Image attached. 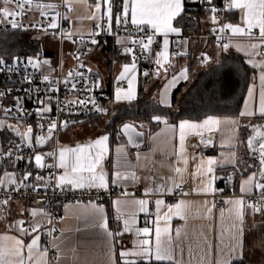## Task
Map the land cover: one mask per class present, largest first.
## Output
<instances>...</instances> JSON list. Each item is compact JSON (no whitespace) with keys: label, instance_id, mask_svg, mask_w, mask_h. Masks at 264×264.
Returning a JSON list of instances; mask_svg holds the SVG:
<instances>
[{"label":"crops","instance_id":"obj_1","mask_svg":"<svg viewBox=\"0 0 264 264\" xmlns=\"http://www.w3.org/2000/svg\"><path fill=\"white\" fill-rule=\"evenodd\" d=\"M66 3L68 7L67 21L74 32L78 34H88L91 32L95 23L103 22L88 18L89 15L94 13V5L97 3V0H71V3L66 0ZM187 3L188 0L185 3V7ZM104 12H106V5L102 4V12L97 15H101ZM202 15L199 33H185L183 30L182 34L179 36L175 34L169 35V53L172 57L170 63L172 65L170 68L171 70L175 68L178 69L182 64H185L186 68L189 70V52L192 38L199 39L201 43L199 51L194 56L195 60L198 62L195 71L205 69L208 64L219 58L223 53L222 46H217L212 38H208L204 35L216 26L213 25L211 20V12L205 10ZM231 19L233 24L243 26L239 10L231 11ZM104 21H106V16ZM187 34H191L192 36H188ZM185 40L187 43H184ZM115 41L117 42V39H115ZM177 41L180 42L178 50L180 52H187L186 56L173 55L172 51L174 48H177ZM117 43L120 46L119 51H106L110 53L112 58L106 59L104 73L96 71L104 82L103 86L106 87L108 83L112 82V92L108 99L109 108L110 103L114 99L115 84L122 71V67L124 63H131V57L124 54V46L129 47L130 42L124 40ZM226 43L230 44L229 50H235L244 56L246 63L255 70V74L252 81L249 83L238 114L212 115L220 119L221 124L211 132L204 131V140L210 138L211 143L205 144L201 141V137L194 133L187 135L185 140V149L188 159L187 166L183 163H178V160L181 159L177 155L179 152L178 129L174 130L171 127L172 125H178L179 121L182 119L173 121L166 116H162V119L166 118L168 120V124L160 123V126L155 130L150 129V127L146 128L145 124L143 127L140 126L138 122H133L146 132V141L143 145L139 146L129 145L120 132V126L116 132H112L109 130V124L102 126L94 133H84V128L81 127L79 131H71L69 133H65L66 131H64L60 135L58 140L59 148L61 146L75 147L78 144H86L101 135L108 134L110 136L108 142L109 150L105 154L104 171L108 174L109 188H122L130 192L137 185L143 187L144 194L147 195L146 197H119L110 200L106 204L98 203L104 208V216L107 218L109 230L114 233H122L121 235L115 240H110L105 230L99 227V223H101L102 220L98 213L92 211L85 213L83 208L78 206V203H65L60 206L59 217L56 221L59 235L53 242L54 246L58 247L61 253L59 257L55 259L50 258L48 251L46 255L41 257L40 254L43 253L45 249L43 231L48 224V219L45 217L46 209L32 205L27 200H13L5 205L3 212H0V216L3 214V220L0 221V237L15 236L17 238H23L27 245L31 242L32 237L38 234L40 237L39 248L34 250L33 259L29 261L28 264H113V260L118 258L120 251L133 249L134 243L141 238L136 236V230L138 228H143L144 226L153 227L151 221L155 219L156 199L164 200L165 205L175 204L183 199L190 202L192 208L187 220L174 217L171 221V236L176 249L177 259L182 261V264H217L220 258V250L222 248L226 249L227 246L233 242L231 240L232 220L227 211L229 206L225 204L218 206L216 204L215 196L221 193L219 191L215 195L197 191L199 181L194 179L192 174L195 172L196 163H198L200 158L204 160L209 158L217 160L220 162L216 166L217 176H219L220 171L227 169L229 171L228 176L231 175V179L235 184V195L229 196L226 199L240 197L241 182L253 171L257 172V176H259L260 169L258 155L253 158L246 142L250 137L256 135L254 126H258L259 130L264 132V119L260 117L258 111L261 90V69L260 67H252V63H256L257 65L264 63V41L249 38L246 35H231ZM252 44H260L261 47L253 49L251 47ZM237 46H239V50ZM97 47L101 50L99 46ZM155 52L158 51H151L149 54L150 57L148 62L151 66L149 67L147 65V76L144 75L145 72H141L138 68L136 69L139 71L137 100L140 95L142 96L143 94L159 103L158 92L161 87V80L159 76L153 73L156 67ZM202 53L209 57L207 63L201 62L199 55ZM103 59H105L104 55ZM172 73L173 70L170 74ZM188 77L187 81H179L172 90V105L173 92L181 83H187L190 80L191 76L189 71ZM249 87L253 88V96L250 100L248 97ZM184 93L185 91L183 90L179 97H183ZM137 100L131 103L124 102L119 108L126 104H135ZM246 100L248 101L249 109L255 113L252 116L240 115V112L244 110ZM189 120L202 122V120ZM229 121H235V123L232 124L229 123ZM121 148L123 152L118 153L117 149ZM233 152H235V157L232 155ZM137 156H139V159H137ZM233 159L237 161L235 169L232 164L226 163V161ZM47 160L48 159L45 157L44 162ZM51 160L52 158H50V161ZM0 164L2 165L0 166V181H3V184L6 185H8L11 180L17 182L21 181L26 172H32L33 177L36 174L41 175L45 179L48 177L46 171L36 167L34 159L31 163L27 162V165H31V168H27L25 163H20L16 166L6 159ZM249 165H253V167L249 168ZM176 167L185 169L182 173L183 179H181V174L174 172V168ZM116 171H120L122 176L127 177V180H120L116 183H112V181L116 179ZM133 173L135 174V179L132 178ZM25 183L32 184L33 180L30 178L28 181H25ZM176 184H190L192 186V193L186 194L175 200L172 196L177 192V189L171 195L159 194V191L166 192L168 188H175ZM214 187L218 189L223 188L219 184V179L214 183ZM149 189L153 190L151 194L148 193ZM258 196L259 193L254 191L253 196H245V199L252 200L258 198ZM140 199L149 201L147 214L140 213L138 207L132 203V201ZM117 200L120 201L119 204L116 203ZM205 201L208 202V207H211L213 202L216 205L210 216L206 212L204 206ZM88 203L89 202H83L80 204L86 205ZM150 205H152L151 208ZM221 208L225 209L223 220H221L220 217ZM34 210L37 212V215L41 216L40 222L37 224L39 226L38 233L23 235L19 221H21L23 217L30 215ZM162 210L166 211V207L162 208ZM132 213H136V215L134 223L131 226V231L124 232L123 221L124 219H131ZM117 217H119V219H117ZM93 224L95 226H92ZM177 228L181 230L180 236H176L175 230ZM244 231L246 245L244 260L246 264H264V249H260L255 244V238L264 235V216H261L259 213L253 215L250 210H248L244 218ZM124 236L130 238L127 244L121 242V238ZM209 244L211 245L210 248L208 247ZM110 245L111 251L109 250ZM189 245H191V255L189 254ZM181 248H183L182 256L180 254ZM23 255L27 258V248L24 249ZM110 256L112 257L111 259ZM234 264H238V262L234 261Z\"/></svg>","mask_w":264,"mask_h":264},{"label":"snow or ice","instance_id":"obj_2","mask_svg":"<svg viewBox=\"0 0 264 264\" xmlns=\"http://www.w3.org/2000/svg\"><path fill=\"white\" fill-rule=\"evenodd\" d=\"M71 3V0H68ZM187 0H97V3L94 5L95 11L89 15V19L94 21H104L106 16V23L97 22L95 23L94 30L90 34V40L88 43L91 45L98 46L100 41L95 37L99 36L101 33H106L108 35H115L114 25L117 27H124L127 25L133 26L135 33L142 34L138 40H133L131 46L124 49V54L131 57V63H125L122 67V71L117 78V82H126L125 87H117L114 93V100L117 102H133L137 100V54L135 48L139 46L140 53H148L153 51V45H159L158 37H163L162 48L160 51L155 52V64L157 65L156 75H160L159 69L164 68L165 75L168 74V69L172 67L169 63V35L175 34L177 36L182 34L183 31V22L186 18V9L185 3ZM196 3H203L208 5L207 11L211 12V20L213 25L219 23L218 13L221 11L218 9L214 0H193ZM0 4H14L15 9L10 10L8 7H0V20L6 21L7 26L0 28V72L8 71L11 72L13 69L21 63V58L17 55H14L7 47V41L9 39L8 31L9 29L13 32L19 30H29L30 28L43 27L38 25H23L17 19L18 17H23L24 15V6L32 5L33 0H0ZM102 4L106 5V12L101 15ZM38 8L50 7V5L36 4ZM225 9L229 12L233 10H239L241 14V21L243 26L239 24H233L231 22L223 23L219 28L213 27L212 31L225 33L230 32L232 35L248 36L249 38L257 39L264 41V0H226ZM191 19V17H188ZM48 28L56 29L57 24L51 22L48 25ZM254 29H258V36L253 33ZM47 31V29H45ZM131 35L132 32L130 31ZM69 40H73V33L64 34ZM223 37L218 39V44H221ZM81 43H85L81 40ZM184 43H187L185 40ZM180 42L177 41V51L173 55L186 56L187 52H180L179 49ZM253 49H258L261 47L260 44H252ZM230 48L229 43H222V51L227 52ZM239 50V46H237ZM91 49H87L90 51ZM85 53L78 52L76 59L79 60L80 55ZM11 57V63H9L8 58ZM201 62L207 63L209 57L206 54H201ZM252 63L251 61H249ZM218 64V70L225 72L228 69L225 64L220 61H216ZM27 66L32 67L33 69L39 70L42 65H48L49 61H41L39 57H27L25 60ZM165 65H168V68H165ZM83 68V64L79 66ZM252 67H260V81H261V90L259 95V115L264 119V63L257 65L252 63ZM91 72L90 69H88ZM188 68H183L179 71L178 74H173L171 81L165 86L161 93V99L159 103L164 106L171 108L172 104L167 99L168 89L174 87L175 84L183 79L188 80ZM145 76L148 75L147 72L144 73ZM89 82L84 78L83 73L79 75L77 79L73 73L70 71L68 77L64 79L63 84L66 90H76L78 83L81 84L83 90L88 93L86 99H80L78 101H72L74 105L87 106L88 103L93 105L94 110L97 114L107 111L103 109L100 105L97 104L96 100L90 95L94 89H99L102 87V82L98 78ZM25 81L31 84V79L26 75L24 77ZM44 82L48 84V91L45 93L47 96V102L43 98H37V104L40 107L37 108L36 115L41 119H44L46 113L52 112V99L53 97L48 94V92H58L59 88H52V83H59V81H50L48 76H44ZM70 85V89H69ZM13 89H3L0 90V98L5 97L8 94H11ZM31 92L32 89L29 87L27 90ZM39 93V88L36 89ZM253 96V88L249 87L248 97L249 100ZM63 110V109H61ZM17 111L21 113L20 115L12 117V112ZM0 112H2L5 118L12 117L13 119H24L27 115V112L24 111L23 105L19 98H16L13 104L10 107L0 106ZM255 113L249 109L248 101H245L244 110L240 112L241 116H252ZM153 122L159 124L164 123L168 124L166 118L162 119L161 115H153ZM229 123L234 124L235 121H229ZM69 124V121H63L59 124V127L66 128ZM221 124V120L215 116L208 115L202 122H194L189 119H182L179 121L178 125H172L171 127L176 130L178 129V141H179V152L177 155L181 158L178 160V163H183L185 166L188 164V159L185 149V140L187 135L196 134L201 137V141L205 144L211 143V139L204 140L203 133L204 131L211 132L213 129L217 128ZM41 129L45 128L43 123L38 125ZM8 128L15 132L21 139L22 142L26 144L27 147H33V129L28 127L26 131H20L18 128H15L12 125H4L0 123V130ZM58 128V123L56 120H51L47 124V138L50 139L53 135V132ZM256 135L250 137L247 140V147L252 154L253 158L256 157L258 153L259 159V176L257 172L253 171L247 175V177L241 182L240 192L241 196L238 198H229L225 199L223 203L228 207L227 211L230 219L232 220V234L231 244L227 248H222L220 250V258L217 261V264H234V261H237L238 264H246L244 260L245 256V231H244V218L246 212H250L255 215L259 213L261 216H264V132L259 130L258 126H254ZM133 131V126L125 123L121 129V133L128 137L129 143H138V141H133L132 136L129 134ZM139 136L140 133H137ZM110 136L104 134L98 138L86 143L78 144L75 147L61 146L57 152L54 150L49 153L35 154L33 159L37 168H57L62 170L59 174L49 173L47 179L42 177L39 174H36L33 177L32 172H26L23 176V179L19 182L15 180L9 181V188L15 185V191H20L21 188L29 187V184L25 183L30 178L33 180L31 184L33 191H39L41 188H44L45 191L49 189H58L61 192L64 190L75 191V190H86L89 193H92L93 190L98 192H106L109 188V179L108 174L104 171V162L106 160V153L108 152V142ZM46 140L44 135L39 136L36 139V144H42ZM12 142H9V149L7 152L0 150V156L4 159L11 161L15 156L17 160L22 159L23 147L22 145H17V152L14 153L11 149ZM258 145V147H257ZM118 153H122L123 149H117ZM235 157V152L232 153ZM51 157L54 161L53 164H46L45 157ZM139 159V156H137ZM31 163V160H29ZM220 162L214 159L204 160L200 158L198 163L195 166V172L192 174L194 179L199 181L197 191L215 195L218 191L222 192V189L214 187V183L217 179L220 180H231V175L229 176H217L216 166ZM226 163L232 164L235 166L237 161L235 159L226 161ZM126 167V165H125ZM253 165H249V168ZM185 171L184 168L176 167L174 172L181 174V179H183L182 173ZM7 175V173H6ZM116 179L112 183H116L120 180H127V177L122 176L120 171L115 172ZM133 179H135V174L133 173ZM39 182V183H37ZM175 182V181H173ZM3 185V181H0V186ZM181 185L176 184L175 188H168L166 192L159 191L160 195L173 194L176 189ZM163 187V186H162ZM255 192L259 193L258 198L247 200L245 196H253ZM152 189L148 190V193L151 194ZM125 195H129L127 192ZM186 195V193H185ZM8 199L0 201V205H7ZM117 204L120 203L119 200L116 201ZM132 203L138 207L140 213H148V204L149 201L146 199L134 200ZM208 202H204L206 212L211 215L213 209L216 207L215 203L211 204V207L207 206ZM78 206L82 207L84 212L89 211L98 213L101 217L102 222L99 223V227L107 233V237L110 240H115L122 233H114L108 228L107 218L104 216V208L102 205H99L93 200H90L88 204L81 205L78 202ZM155 219L151 221L153 227L144 226L143 228H138L136 230V236L141 237L138 239L134 245L133 249H126L119 252L118 258L113 260V264H182V261L177 259L176 249L173 244L171 232V221L174 217H179L181 220H187L189 214L191 213L192 205L186 200H179L175 204L165 205L164 200L156 199L155 200ZM166 207V211H163L162 208ZM33 216L37 215V212L34 210L31 213ZM136 213L131 214V219H124L123 221V231H131V226L134 223ZM225 209H220L221 220L224 219ZM119 219V217H117ZM24 221H19L20 229L23 235H29L31 233H38L39 226L34 225L30 228L23 227ZM92 226H95L94 224ZM54 231V229L50 230ZM176 236H180L181 230L177 228L175 230ZM39 235H34L31 239V242L27 245L23 238H17L15 236H3L0 237V264H28L29 261L33 259L34 250L39 248ZM255 244L260 248L264 249V235H261L258 238H255ZM210 248L211 245L209 244ZM27 248L28 255L27 258L23 255L24 249ZM111 251V245L109 246ZM47 254V248L41 253V257ZM180 254H183V248L180 249ZM189 254L191 255V245H189ZM112 257L110 256V259Z\"/></svg>","mask_w":264,"mask_h":264},{"label":"built area","instance_id":"obj_3","mask_svg":"<svg viewBox=\"0 0 264 264\" xmlns=\"http://www.w3.org/2000/svg\"><path fill=\"white\" fill-rule=\"evenodd\" d=\"M226 0H214L215 6L220 9L221 11L218 13V20L219 23L216 24V28H219L223 23L232 22L231 19V12L225 9ZM36 4L41 3H33L32 5H25L24 6V15L23 17H18L17 19L23 25H38L43 27H36L30 28L27 31H42L47 34V39L49 42H57L59 44V49L62 52V55L58 57L56 55L51 58L49 65H53L52 70H48L46 68H40L39 70L33 69L30 66L25 64V61L21 62L17 65L13 71L8 72H0V90L3 89H13L11 94L6 95L3 98H0V106L5 108L10 107L16 98H19L23 109L27 112V115L24 119H13L12 117L20 115L21 113L17 111L12 112V117L5 118L4 122L5 125H12L15 128H18L20 131H26L28 127H32L33 129V147L29 148L26 146L24 142L21 141L20 137L13 132L12 130L8 129L14 136L7 142L6 148L3 149L4 152L8 151L9 149V142L11 141V149L14 153L17 152V145H22L23 151L20 153L22 155V159L17 160L14 156L11 160L12 164L16 166L20 163H27L29 160H33L35 154H45L52 151H56L58 154V140L60 135L62 134V127H59V124L63 121H78L81 119H85L86 121L103 115V112L97 114L94 110L93 105L88 103L87 106H80L74 105L72 101H78L80 99H86L88 93H86L81 84L78 83V87L76 90H66L63 84L65 78L68 77V73L71 71L73 75L78 79L79 75L83 73L84 78L91 82L97 78L96 74H98L90 65L85 64L84 62H80L77 66H69L68 64H64L63 61V52L66 50L71 51L73 56L76 58L78 52H83L85 54L80 55L81 58L89 56L91 53L92 48L95 45H91L88 43L90 40V34L94 30V26L92 30L88 34H78L73 31L71 26L67 21V3L66 0H61L60 3H53L50 4V7L38 8ZM0 7H8L10 10L15 9L14 4H7L3 5L0 4ZM208 5L203 3H196L193 0H188V3L185 7L186 9V16L195 14V13H204L207 11ZM51 22H55L57 24L56 29L48 28V25ZM106 23V21H103ZM7 22L0 20V28L6 27ZM47 29V31H45ZM20 31V30H19ZM132 32L130 35L129 32ZM8 32H13L9 29ZM73 33V42L69 40L64 34L65 33ZM258 29H254L253 33L258 36ZM114 33L115 35H108L106 33H101L99 36L95 37L100 42H107L111 39L123 38L128 39L130 42V46L133 40H138L139 37L142 35L140 33H135L133 26L130 24L124 27H117L114 26ZM188 36H192L191 34H187ZM208 38H212L215 41L217 46H222V43H226L228 38L231 37L230 32L220 33V32H207L204 34ZM223 37V41L221 44H218V39ZM159 41V45H153V51H159L162 48V37L157 38ZM83 40L85 43H81ZM87 49H91L87 51ZM177 48H174L172 53L176 52ZM59 52V51H58ZM135 52L137 54V68L141 72L147 71V63L150 57V52L141 54L139 46L135 48ZM203 54V53H202ZM201 54L199 55V58ZM11 63V62H9ZM83 64V68L79 66ZM91 70V72L88 71ZM28 76L31 79V84L25 81L24 77ZM48 76L50 81H59V83H52V88H59L58 92L52 93L48 92L49 95L53 97L52 99V112L46 113L44 119H41L36 115L37 108L40 105L37 104V98H43L45 102H47V96L45 93L48 91V84L44 82V76ZM98 78L101 81V78L98 74ZM125 87V82H116L115 88L117 87ZM31 87L32 91L28 92L27 90ZM39 88V93H37L36 89ZM70 89V85H69ZM90 95L96 100L97 104L100 105L103 109L102 105V97L104 93L102 92V88L94 89ZM63 109V110H61ZM105 114V113H104ZM51 120H56L58 123V128L56 131L53 132L52 137L50 138L49 142L44 146L41 147L40 144H36V139L44 135L47 137V124ZM43 123L45 125L44 129H41L38 125ZM258 155V154H256ZM51 157H47L48 159L45 163L46 164H53V159L50 161ZM43 171H46L47 175L49 173L59 174L60 170L57 168H43ZM48 178V177H47ZM234 181L231 180H224L222 192L215 196L216 204L221 206L223 201L229 197L234 196ZM127 192L129 195H125L124 193ZM186 194L192 193V186L190 184H182L175 194H173L172 198L178 199ZM129 196H140L146 197L147 195L144 194L143 187L140 185L135 186L130 192L126 191L122 188H108L106 192H98L93 190L92 193H89L86 190H75L69 191L64 190L61 192L58 189H49L47 191L44 188H41L39 191H33L31 184L27 188H21L20 191H15V185L9 188V184H3L0 186V201L4 199H8V202L13 200H27L32 205L43 207L46 209L45 217L48 219V224L43 231V242L45 248L49 253L50 258L55 259L60 255V249L55 247L53 242L56 237L59 235V231L56 227V221L59 217V210L60 206L65 203H83L89 202L90 200L95 201L96 203L106 204L110 200L119 197H129ZM5 205H0V212H2ZM152 205H150V208ZM40 215L33 216L32 214L27 215L22 218L21 221H24L23 227L30 228L31 226L37 225L40 222ZM146 222V221H145ZM54 229V231H50ZM130 241V238L124 236L121 238V242L123 244H127Z\"/></svg>","mask_w":264,"mask_h":264},{"label":"trees","instance_id":"obj_4","mask_svg":"<svg viewBox=\"0 0 264 264\" xmlns=\"http://www.w3.org/2000/svg\"><path fill=\"white\" fill-rule=\"evenodd\" d=\"M60 1L61 0H33V3L50 5L53 3H60ZM202 14L203 13H195L186 16L185 21L183 22V30L185 33H199L200 21L203 17ZM188 17H191V19H188ZM26 34L32 35L36 38L32 37L30 41L26 43L23 40V36ZM36 34L39 35V37H37ZM8 36L9 39L6 47L14 55L19 56L21 58V62L31 56H39L41 59L43 57L54 56V52L52 50H43L42 47H40V41L42 44H46L48 41L47 34L45 32L20 30L8 32ZM98 46L103 52H117L120 48L115 39H111L107 42H100ZM190 46V62L188 65L191 78L187 83H181L174 90L172 107H164L142 94L135 104H126L119 108V111L112 118L111 123H109L110 131L116 132L118 127L125 122H139L141 120L149 123L150 129L155 130L160 126V123L157 124L153 122V115H163L168 119L177 121L184 118L202 120L204 117L213 114L235 115L239 113L249 83L254 77L255 70L246 63L242 54L230 49L227 52H223L219 58L208 64L205 69L195 71L198 66V62L195 60L194 56L199 51L201 43L199 39L192 38ZM8 61L11 62V57L8 58ZM216 61L222 62L228 69L231 70H225V72L218 70L219 66ZM147 65L149 67L151 66L149 62ZM101 82L102 92L104 93V96L102 97V105L104 109H108L109 113L110 108L108 99L110 98L112 92V82L108 83L106 87L103 86L104 82L102 80ZM183 90L185 93L183 97L180 98L179 95ZM148 107L152 108L151 110L154 109V111L148 112ZM104 113L105 112H103V114ZM0 118L4 119V114L2 112H0ZM0 137L4 147L6 148V141L10 138V136L3 130H0ZM26 165L27 163H25V166ZM0 166L2 165L0 164ZM27 168H31V165H27ZM228 174L229 171L227 169L219 172V176H228ZM219 184L223 187L224 180L219 179Z\"/></svg>","mask_w":264,"mask_h":264},{"label":"rangeland","instance_id":"obj_5","mask_svg":"<svg viewBox=\"0 0 264 264\" xmlns=\"http://www.w3.org/2000/svg\"><path fill=\"white\" fill-rule=\"evenodd\" d=\"M76 33V32H75ZM37 37H39V35L36 34ZM36 38L32 35H24L23 36V40L24 42L28 43L30 41L31 38ZM129 41L128 39H119L117 38V42L119 41ZM42 47L43 50H52L54 52V55L56 57V55L59 57L60 54L62 55V52L61 50L59 49V44L57 42H49L47 41L46 44L43 43L40 41L39 43ZM35 45V44H33ZM36 46V45H35ZM34 47V46H33ZM127 48V46H124V49ZM59 51V52H58ZM103 55L105 57V59H103ZM33 57V56H31ZM35 57H39V56H35ZM112 58L110 53L108 52H103L101 50L98 49V47L95 45L92 50H91V53L89 54V56H86V57H83V58H79V60H77L73 54L71 53V51L69 50H66L63 52V61H64V64H68L69 66H77L79 65V63L82 61L84 62L85 64H88L90 65L95 71L97 72H103L104 73V67L106 66V59H110ZM39 59L41 60V58L39 57ZM172 61V57L169 53V63H171ZM125 64V63H124ZM185 64H182L178 69H172L173 70V73L170 74L172 72V70L169 68L168 69V74L165 75L164 73V68H161L159 69L160 71V80H161V87L159 89V92H158V99L160 101L161 99V93H162V90L165 88V86L171 81L172 79V75L173 74H178L180 70H182L183 68H185ZM41 68H46L48 70H52L53 69V65H42ZM165 68H168V65H165ZM156 71H157V65L155 67V69L153 70V73L156 75ZM136 75H137V85H138V81H139V71L136 70ZM171 75V76H170ZM183 79H180L179 81H181ZM178 81V82H179ZM177 82V83H178ZM176 83V84H177ZM175 84V86H176ZM174 86V87H175ZM174 87H170L168 89V96H167V99L171 102V95H172V90L174 89ZM115 93V92H114ZM124 103V102H117L113 99V101L110 103V112L107 113V114H103L101 116H98V117H94V118H91L87 121H84V122H81V123H75L73 125H71L65 133H69V132H76V131H79L82 128L84 133H94L96 132L97 130H99V128H101L102 126H106L107 124L111 123L112 121V118L116 115V112H118L119 110V107L121 106V104ZM152 108L148 107V112H153V110H151ZM163 116V115H161ZM5 120L0 118V123L4 124L5 125ZM140 126H143L144 127V124L147 127H149V123H147L146 121L144 120H141L138 122ZM3 131L5 133H7L10 138H8V140L6 141V144L7 142L14 136L11 132H9V130L7 128H4ZM5 149L4 147V144L2 143L1 141V137H0V150H3ZM3 214H1L0 216V221L3 220Z\"/></svg>","mask_w":264,"mask_h":264},{"label":"water","instance_id":"obj_6","mask_svg":"<svg viewBox=\"0 0 264 264\" xmlns=\"http://www.w3.org/2000/svg\"><path fill=\"white\" fill-rule=\"evenodd\" d=\"M43 60H47V61H49V63H50L51 58H50V57H43V58L41 59V61H43ZM106 113H108V110L105 111V114H106ZM84 121H86V120H85V119H81V120H78V121H71V122H69V124H68V126H67L66 128L62 127V132L66 131L71 125H73V124H75V123H81V122H84ZM125 123H127V124L133 126V131H131L129 134L132 136L133 141H138V143H129V142H128V137H127L126 135H124V134L121 133V134L124 136V138L127 140V142L129 143V145H131V146H139V145H143V144L145 143V141H146V132H145L143 129H140V128H139L135 123H133V122H125ZM125 123H123V124L120 126V132H121V129H122V127H123V125H124ZM137 133H140V135L138 136ZM253 137H254V136H253ZM49 140H50V139H48V138L46 137L45 142L42 143V144H40V146H41V147H44V146L49 142ZM257 147H258V145H257ZM6 152H7V151H6ZM3 160H5L4 157L0 156V163H2Z\"/></svg>","mask_w":264,"mask_h":264}]
</instances>
